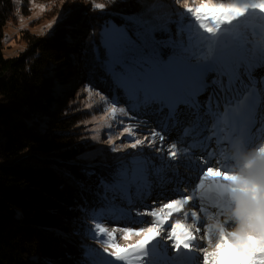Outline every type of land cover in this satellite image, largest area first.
I'll list each match as a JSON object with an SVG mask.
<instances>
[{
  "label": "trees",
  "instance_id": "1",
  "mask_svg": "<svg viewBox=\"0 0 264 264\" xmlns=\"http://www.w3.org/2000/svg\"><path fill=\"white\" fill-rule=\"evenodd\" d=\"M34 1L50 7L43 20L58 21L42 34L22 31L24 51L6 58L5 30L18 7L0 0V264H86L95 261L81 242L87 221L115 192L100 187L113 168L79 159L88 148L78 94L90 84L120 95L105 68L102 32L111 22L128 26L141 1ZM68 85L78 90L65 100Z\"/></svg>",
  "mask_w": 264,
  "mask_h": 264
},
{
  "label": "snow or ice",
  "instance_id": "2",
  "mask_svg": "<svg viewBox=\"0 0 264 264\" xmlns=\"http://www.w3.org/2000/svg\"><path fill=\"white\" fill-rule=\"evenodd\" d=\"M176 2L199 23L200 29L213 37L221 31L216 25L227 19L228 13L236 11L230 6L216 3L215 0H198L196 6H190L189 0ZM93 8L104 10L105 4L94 3ZM135 22L144 29L143 32L136 33L138 41L130 39L126 29L115 24L105 27L102 32L103 46L107 53L106 71L130 103V107H121L117 99L109 98L98 89L94 90L90 84L85 85L89 94L95 91L101 101H109L108 112L113 117L121 113L132 119V113L141 106L150 107L155 104L159 111L166 112L167 119L173 123L179 122L183 109L193 110L194 123L185 128V136L197 134L204 113L210 114L216 121L214 131L227 123L238 146L245 147V138L251 134L257 123L260 124L258 131L264 133V77L257 78L254 75L257 67H264V47L255 46L247 50L236 41L220 38L206 49L194 48L179 30L175 37L157 41L154 33L158 29L147 25V22ZM158 44L172 48L173 53L167 59L162 58L157 51ZM209 72H215L216 79H206ZM213 86L218 89L217 93L209 96L207 105L202 104L199 96ZM219 93H224L227 100L223 111L218 104L215 109L212 104L214 99H219ZM124 134L133 136V140L120 147H113L112 151L148 147L157 153L167 151L168 158L172 161L178 160L182 155L176 142H171L166 149L163 147L167 137L159 130L152 129L149 135L138 138L135 136V129L129 125L123 128L121 138ZM106 143L114 145L115 140L109 138ZM216 143L220 141L217 140ZM262 144L257 147V151L264 156ZM202 146L194 141L185 149L183 155L188 156L193 149ZM213 161L209 156L199 158L197 164L203 167L195 182L200 181L205 172L210 176L224 175L226 179H236L230 173L217 172L211 168ZM160 171L161 169H154L150 172L149 162L143 158H130L122 161L106 179H102L100 187L105 193L114 191L125 196L130 192L139 194L142 189L151 188L152 176L159 175ZM67 175L72 179L71 173ZM193 200H196L194 195L182 193L167 202L152 201L153 206L145 209L144 214L158 217L162 215L155 211L159 207L174 216L177 210L182 212ZM185 201L188 205H185ZM94 229L98 235L107 237L103 240V253L113 258V264H140V261L150 257V253L149 257L144 254L151 245L161 242V233L155 226L141 229L114 225L108 228L101 223H95ZM233 237L234 239L223 237L217 248L202 251L197 257L195 249L206 246H201L191 229L178 224L171 228L165 243L174 253L170 259H183L186 264H264V210L254 213L247 226L242 227L241 232L233 233ZM121 238L125 242L123 245L117 242Z\"/></svg>",
  "mask_w": 264,
  "mask_h": 264
},
{
  "label": "rangeland",
  "instance_id": "3",
  "mask_svg": "<svg viewBox=\"0 0 264 264\" xmlns=\"http://www.w3.org/2000/svg\"><path fill=\"white\" fill-rule=\"evenodd\" d=\"M141 10L136 14L129 25L123 26L130 39L139 40L136 35L137 32H143L144 29L141 24L135 21L147 22V25L154 26L158 29L154 36L157 41L165 40L168 37H175L178 30L182 32L184 38L194 48L199 47L206 49V47L216 41L217 37L222 33L230 34L234 40L242 45L245 49L251 50L255 46L264 47V41L262 38L256 36L254 28L261 26L264 28V17L260 15L261 7H264V0H215L216 3H222L226 7L230 6L236 11L227 14L228 18L221 21L216 27L221 28L220 33L216 37L211 34L205 33L199 27V23L186 13L181 4H178L176 0H140ZM18 9L16 11V20L9 23L5 30V57L13 58L18 57L25 49V45L21 42V34L24 30H31L35 34H42L43 32L50 31L51 27L58 21V18L54 20L42 19L46 12L50 9L49 6H45L40 2L31 1L28 4L24 3V0H14ZM198 0H189L190 6H196ZM23 5H27L30 11L23 13ZM252 15L251 18H243L244 16ZM249 17V16H248ZM241 19H244L240 23ZM36 22L37 25L32 24ZM111 24H115L111 22ZM51 25V27H49ZM129 27V28H127ZM157 51L162 58L167 59L172 53L173 49L164 45H157ZM73 59V58H72ZM74 60V59H73ZM264 67H257L254 70V75L264 77ZM67 70V67H64ZM73 73H75L74 61L72 64ZM50 75L54 76L57 73V69L54 65H50L48 68ZM242 71V70H241ZM217 74L215 72H209L206 79L212 81L216 79ZM77 77V75L75 76ZM67 94L65 100L74 95L78 87L65 86ZM66 90V89H64ZM218 89L215 86L210 88L204 94L199 96V100L202 104L207 105L209 96H214ZM62 92H60L61 94ZM120 95L114 97L112 94H105L109 98L117 99L119 106H129L130 103L126 100L125 96L120 92ZM79 111L82 113L80 116L84 118L83 125L85 126L86 147L88 150L84 155L79 157L82 162L92 163L93 167L98 166L100 163L105 162L107 168H115L122 161H127L130 158L140 157L149 162V171L154 169H161L159 175L152 176L151 188L142 189L139 194L130 192L127 196L120 192L110 193L105 202L98 210H94L91 218L86 224L89 230L83 232L82 244L86 245L89 249L94 262H87L86 264H113V258L103 253V240L107 239L106 236L98 235L94 229L95 223H101L102 225L111 228L114 225L121 227H134V228H147L149 226L158 227L161 233V242H155L151 245L148 252L144 255L150 257L140 264H182V259L173 261L170 259L174 256L170 246L165 243L170 230L176 225H185L193 233H195L198 242L202 248L195 249L197 257L200 256L202 251H212L217 248L223 237L227 236L229 239H234L233 233H239L242 227H246L247 224L253 219L248 214L239 213L234 210V206L231 205L230 209L224 206L209 205L205 207L199 200L194 201L191 205L184 208L183 217H173L169 215L170 212H164L163 209L157 207L155 211L161 212L162 215L153 217L150 214L145 215L144 210L151 208L152 201L167 202L173 198H176L178 194L187 193L188 195H194L198 190L203 192L208 190L212 185L211 177L207 172L204 173L200 181L195 182L196 176L202 169L203 165H198L197 161L201 156H209L214 161L210 165L211 168L220 169L224 163L228 160L235 161L237 157L233 154L230 145L225 142L216 143L219 137V130H213L215 126L214 118L204 113L197 129V134H204L205 150L198 152L197 149H193L192 153L188 156L183 155L185 149L190 147L193 141H188L184 135L185 128L190 127L194 123L195 113L191 109H183L179 122L173 123L166 117V112L158 110V106L153 104L150 107L141 106L138 110L132 113V119L126 118L121 113H117L115 117L108 112L109 101H101L99 95L94 91L89 94L87 91L79 94ZM62 96V95H61ZM230 97V96H229ZM227 102L224 93H219V99L212 101L213 108L218 104L221 111L223 106ZM147 121V122H145ZM259 124V123H258ZM131 125L135 129V136L143 138L149 135L152 129L163 132L167 139L164 142L163 147L166 149L171 142L178 144V150L182 153L181 157L176 161H172L168 158L167 151L157 153L151 148L140 147L136 150L131 148L123 149L118 152L112 151L113 147H120L121 145L131 142L133 136L124 134L121 138V132L124 127ZM260 124L256 129V134L262 136L256 140V146L254 147L253 159L259 158L261 155L257 151V147L264 143V133L258 131ZM201 132V134H200ZM194 136V135H192ZM218 136V137H217ZM112 138L115 140L114 145H109L106 141ZM159 145V141H157ZM261 146H264L262 144ZM214 153V155H212ZM95 162V163H93ZM99 163V164H98ZM233 164V163H232ZM217 171V170H216ZM219 171V170H218ZM239 169L225 170L224 173L235 174L243 181H256L252 178L248 172L237 173ZM193 184H191V183ZM258 185L264 192V179L258 180ZM191 189H194L192 191ZM260 198V203L255 209L264 210V198ZM187 201H185V204ZM201 214L204 218L199 223L197 215ZM241 214V215H240ZM240 215V216H239ZM228 217V219H227ZM197 218V219H196ZM199 225V227H198ZM227 226L226 229L224 227ZM203 229V232L201 231ZM73 231L74 228H71ZM232 230V232H229ZM71 237L75 238V234L71 233ZM121 245L125 242L121 239L117 241ZM190 259H192L190 257ZM185 261V260H183ZM124 264V262H120ZM184 264H186L184 262Z\"/></svg>",
  "mask_w": 264,
  "mask_h": 264
},
{
  "label": "bare ground",
  "instance_id": "4",
  "mask_svg": "<svg viewBox=\"0 0 264 264\" xmlns=\"http://www.w3.org/2000/svg\"><path fill=\"white\" fill-rule=\"evenodd\" d=\"M260 15L264 17V7H261V10L259 11ZM249 16V17H248ZM244 16L243 18H251L252 15ZM242 23L244 19L240 20ZM245 23H242L241 25L244 26ZM264 70V68H263ZM230 99V97H229ZM227 106V102L224 104L223 109ZM233 107L235 105H232ZM216 122V121H215ZM259 124L257 123V127H255V130H253L252 133V140L248 139V137L245 138V147L238 146L236 144V138L231 134L230 126L225 123L221 126V128L217 130H221L220 136L218 137L220 142H225L230 145V148L233 151V155L236 158L235 161L228 160L226 163L222 165L220 169L218 167L216 168L217 172H223L225 170H233V169H239L237 173L244 172L245 170L248 172V174L254 178L257 179L256 181L246 182L240 179L236 173L232 174V176H235L236 179H226L224 175H217V176H210L212 185L208 188L206 191H197L194 196L196 197L197 201L199 200L202 204L205 205V207L209 205L214 206H224L227 209H230V206H234L235 211H239V213L248 214L249 216L254 215V213L257 212L256 206L260 203V198L257 196H262L264 198V192L262 191L261 187L258 185V180L264 179V156H260L257 159H253L254 154V147L256 146V140L263 135L259 136L256 134V129L258 128ZM201 143L202 145L204 142L202 140L196 141ZM198 149L201 147H197ZM203 148V147H202ZM204 149V148H203ZM233 163V164H232ZM219 170V171H218ZM188 205V202L185 204ZM169 215L172 216L171 213ZM241 215V214H240ZM239 215V216H240ZM183 212H180L177 210V214L173 217L182 218ZM199 223L204 220V218L201 216V214L197 215ZM228 219V217H227ZM227 226L224 227L226 229ZM229 232H232V230H229ZM187 255V254H185ZM190 259V258H189ZM185 261H181L182 264H184ZM186 263V262H185Z\"/></svg>",
  "mask_w": 264,
  "mask_h": 264
},
{
  "label": "water",
  "instance_id": "5",
  "mask_svg": "<svg viewBox=\"0 0 264 264\" xmlns=\"http://www.w3.org/2000/svg\"><path fill=\"white\" fill-rule=\"evenodd\" d=\"M254 33L256 34V36L262 38V40L264 41V28L261 26H257L254 28ZM223 38L225 41H235L234 38L228 34V33H222L220 34L216 40Z\"/></svg>",
  "mask_w": 264,
  "mask_h": 264
}]
</instances>
